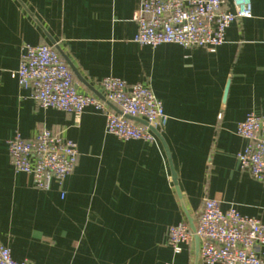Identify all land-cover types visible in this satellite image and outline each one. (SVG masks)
Returning <instances> with one entry per match:
<instances>
[{"label":"crops","instance_id":"1","mask_svg":"<svg viewBox=\"0 0 264 264\" xmlns=\"http://www.w3.org/2000/svg\"><path fill=\"white\" fill-rule=\"evenodd\" d=\"M139 3L0 0V243L17 262L202 264L194 239L176 254L167 229L194 225L205 199L264 223V182L236 160L247 145L238 123L264 113V0H250L252 17L235 21L214 53L136 44ZM24 45L54 47L81 94L101 95L107 77L149 88L168 118L157 132L169 160L155 135L147 144L107 134L92 107L78 120L40 109L16 77ZM42 130L78 151L73 172L48 190L15 173L7 151L15 133L33 140Z\"/></svg>","mask_w":264,"mask_h":264},{"label":"built area","instance_id":"2","mask_svg":"<svg viewBox=\"0 0 264 264\" xmlns=\"http://www.w3.org/2000/svg\"><path fill=\"white\" fill-rule=\"evenodd\" d=\"M251 17L250 0H140L133 15L137 26L133 41L151 48L169 44L214 53L235 21ZM16 77L20 87L32 90L40 109L61 111L78 120L92 107L104 114L106 133L122 141L151 144L155 136L149 128L157 131L167 124L161 103L141 84L107 77L98 83L103 99L77 92L72 72L52 46L24 45ZM128 117L144 120L147 126ZM236 134L247 143L236 154L239 170L264 182V113H249L238 123ZM7 151L13 171L30 176L37 190H48L52 182L61 186L78 157L73 141L49 130L40 131L33 140L15 133L7 141ZM194 230L193 234L186 223L170 226L167 245L178 254L195 235L202 264H264V223L258 219L242 216L233 207L222 211L216 200L205 199ZM0 264L30 263L15 261L0 243Z\"/></svg>","mask_w":264,"mask_h":264},{"label":"water","instance_id":"3","mask_svg":"<svg viewBox=\"0 0 264 264\" xmlns=\"http://www.w3.org/2000/svg\"><path fill=\"white\" fill-rule=\"evenodd\" d=\"M92 92H93L94 95L97 96L98 98L103 99L102 95H100L98 92H96V91H94V90H92ZM128 119H130V120H132V121H134V122H138V123H140V124H142V125H144V126H147V123H146L145 121L140 120V119H137V118H130V117H128ZM149 129H150V131H151V132H152V133H153V134H154V135H155V136L161 141V143H162V145H163V147H164V150H165V152H166L167 158H168V160H169V155H168L167 148H166V146L164 145L163 140H162V138L160 137L159 133H158L155 129H153V128H149ZM171 179H172L173 185L176 187V177H175V173L173 172V170H171ZM176 191H177V193H178V189H177V187H176ZM189 227H190L192 233L194 234V232H195V230H194V225H193L191 222H190ZM194 241H195V245H196V258H197V257H198V253H199V240H198V237L195 236V235H194Z\"/></svg>","mask_w":264,"mask_h":264}]
</instances>
